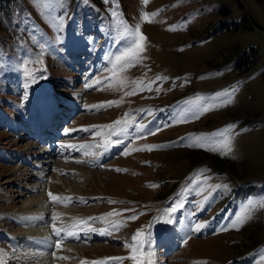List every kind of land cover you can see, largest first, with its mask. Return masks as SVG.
<instances>
[{
	"label": "rangeland",
	"instance_id": "obj_1",
	"mask_svg": "<svg viewBox=\"0 0 264 264\" xmlns=\"http://www.w3.org/2000/svg\"><path fill=\"white\" fill-rule=\"evenodd\" d=\"M23 1L4 18V34L0 31V79H4L2 75L8 77L7 83L0 80V123H8L0 125V249L6 253L7 264H18L13 258L18 254L12 245L14 234L22 237L20 231L26 230L32 238L42 230L52 233L54 224L61 227L88 218L96 219L80 227L92 236L91 240H87L89 235L81 244L63 250L57 257L63 255L67 259H57L59 264H81V261L108 264L105 257H99L115 252L125 253L126 258L109 257L124 258L111 259L110 263L136 264L128 258L134 254L133 250L126 247L135 230L157 237L159 228L169 219L162 215V210L177 205L180 206L170 212L172 222L166 224L160 239L173 237L169 235L172 226L179 249L169 250L167 246L164 249V240L153 237L151 259L162 251L158 256L159 262L164 260L161 264H264V204L259 203L264 201V0H147L146 4L144 0ZM157 11L159 14L150 18L151 22H142V13ZM31 13L43 28L34 23ZM89 14L95 18H89ZM70 19L74 21L68 22ZM120 22L131 28L139 24L140 33L146 37L144 51L140 53L143 59L124 69L116 67L112 59L113 51L114 57L123 50V43H117ZM79 61L87 64L84 70L77 64ZM70 63L80 71L69 68ZM107 77L113 79L108 81ZM49 81H53L59 95L66 96L62 102L77 103L72 118L61 123L64 132L57 139H67L61 143L67 156L58 154L63 161L45 162L49 154L44 159L35 155L36 149L31 145H37L34 141L17 140L23 135L11 134L10 121H14V126L32 125L25 116L36 106L30 101L38 87ZM149 84L150 89L137 90ZM133 90H137L135 94L126 95ZM221 92L231 95L217 98L215 94ZM198 96L204 97L200 103L218 106L202 112L199 118L184 120L181 109L195 107L185 102ZM28 105L33 107L26 110ZM86 105L107 106L83 110ZM139 111L141 117L135 122L131 145L128 147L130 135L112 136L122 141L117 142V155L100 161L108 147L95 156L98 142L105 144L104 136L99 135L106 130L94 127L99 126L97 122L110 126L117 115H124L118 119L121 121L128 114L131 118L127 116V120L133 124L134 114ZM64 114L67 116L66 111ZM139 124L146 125L143 133L136 130ZM132 126L127 129L131 135ZM120 127L113 128L119 131ZM149 131L155 134H148ZM69 133L74 136H66ZM56 141L54 144L58 146L54 149L60 152L61 145ZM197 141L203 146H191ZM69 142L87 149L79 154L80 148L66 153ZM112 145L107 151H113ZM147 145L161 147L137 150ZM90 152L94 155H89ZM17 156L20 162L32 159L31 163L28 161L32 167L39 165V171L33 168L41 183L37 179L30 182L28 176L34 171L28 164L18 165ZM47 163L50 166L45 168ZM52 164L60 168H53ZM197 170L206 171L198 175ZM28 182L37 186L34 192L32 186H26ZM53 183L74 191L69 196L62 191L52 192L49 186ZM41 184L43 188L39 191ZM23 191L27 194H21ZM49 193L70 197L71 202L64 203L73 211H63L61 220L43 217L46 226L39 219L40 214L35 217L21 213L29 209L25 206L30 198L45 200ZM104 193L132 197L134 201L129 202L138 205L128 206V201L118 198L106 199ZM206 196L209 198L205 202ZM250 202L255 203L246 211ZM36 203L30 211L38 208ZM60 203H54L58 210L64 209ZM148 205L151 207L147 209L153 211L143 208ZM126 206L128 209L123 211ZM153 206L160 208L159 212ZM55 211L52 206L50 212ZM106 211L119 212L126 227L109 214L99 213ZM131 216L137 218L128 219ZM238 217L243 218L242 222L237 223ZM16 218L22 222L14 223ZM29 220L40 225L27 224ZM197 224L204 227L194 231ZM114 225L123 226L115 230ZM105 226L110 227L109 232ZM97 228V232L109 233L108 239L93 237ZM74 233L76 238L78 232ZM80 246L85 247L86 253L83 250L80 254L75 249ZM23 256L19 264H32L28 263L27 255ZM144 256L145 253L140 259ZM48 257L50 253L42 262L52 264Z\"/></svg>",
	"mask_w": 264,
	"mask_h": 264
},
{
	"label": "bare ground",
	"instance_id": "obj_2",
	"mask_svg": "<svg viewBox=\"0 0 264 264\" xmlns=\"http://www.w3.org/2000/svg\"><path fill=\"white\" fill-rule=\"evenodd\" d=\"M66 59V58H65ZM75 64V63H74ZM77 64L79 65V64H81L82 66H83V70L85 69L84 67L85 66H87V64L86 63H83L82 61H79V62H77ZM69 66V68H70V66L72 67V68H75L76 70V72L78 73L79 71H80V69H78L79 67L78 66H76V67H73L72 66V64L70 63V64H68ZM44 90H46L47 91V89L45 88ZM45 92V91H44ZM44 92H42L41 93V96H45V94H44ZM33 107V106H32ZM33 109V112H29V115L27 116L26 114H25V116L27 117V118H29V123L30 124H32V125H30V126H23V127H20V128H18V130H16L15 128H14V126L11 128V131H13V133H11V134H13L14 135V132L17 134V135H23V137H21V136H19V138L17 137V140H19V139H26V140H28L29 142L32 140V141H34L37 145H34L33 143H31V145L32 146H34L35 147V149H36V151L37 152H34V154L36 155V154H40L39 155V158H43L44 159V155L46 154H49V156L47 157V159H46V161L45 162H48V161H52L53 162V158H54V156H61V155H58V154H62L63 156L65 155V152L63 151V152H58V151H56V149H54V148H56V146H58V145H55L54 144V142L57 140V139H59L60 137H61V135L59 136V134H61L62 132H61V121L60 120H58L57 122H55V121H50V122H48V125L50 126V127H52V126H55L56 128L54 129V130H51L49 133H47V135H45V137H43V138H40V136L39 135H37V133H36V135H33L32 136V139L30 138V136L28 135V132H26V131H29V130H32V129H36V130H38V134H40V135H42V131L43 130H41L40 128H38L37 129V127H38V124L36 125V122H35V117H36V119H39V117H40V114H39V108H38V106H35V107H33L32 108ZM62 110H65V109H62ZM56 111V110H55ZM49 115H50V113H49ZM56 117H58V115L56 114ZM59 118V117H58ZM70 118H72V115L70 116ZM125 120V118H122V120L121 121H124ZM40 123V122H39ZM7 125V124H6ZM119 126V125H118ZM122 126V125H121ZM117 130V129H116ZM26 133V134H25ZM78 133V132H77ZM76 133V134H77ZM49 135H54L51 139H49ZM29 136V137H28ZM59 136V137H58ZM66 136H70V137H72V136H74V135H72V133H69V134H66ZM114 136V135H113ZM115 137V136H114ZM67 138V137H66ZM109 141V145H110V147H111V145H112V147L114 148L113 149V151H107L108 149H109V146H108V148H107V150L106 151H102L103 152V154H104V156L102 157V158H100V161H101V159L102 160H105V161H107V160H109L111 157H114V156H116L117 155V148H118V141H117V139L115 138H111V139H109L108 140ZM89 142H91V141H89ZM117 143V144H116ZM90 144V143H89ZM101 144L102 143H100V142H98V146L99 147H97L96 148V150L95 151H97V150H99V151H101V149H105V148H102L101 147ZM106 144H108L107 143V141H106ZM60 145H62V144H60ZM69 145H76V147H68V146H66L67 147V149H68V151L66 152V153H71V152H77L78 151V149L80 148L82 151H78V154L79 153H81V152H83V151H85L86 149H87V146H84V145H81V144H69ZM87 145V144H86ZM37 148H39V149H37ZM63 148V147H62ZM35 149H33V150H35ZM33 150L31 151V152H33ZM52 151L51 153L49 152V151ZM30 152V154H32ZM45 152V153H44ZM33 154V156H35ZM89 155H91V156H93L94 155V153H92V152H90V154ZM27 156H30V155H27ZM62 156V157H63ZM21 157V156H20ZM48 158H50L49 160H48ZM61 158V157H60ZM26 160H27V158H25ZM26 160H22V165L23 166H26L27 164H28V161H26ZM34 160H37L36 158H34ZM21 160H20V158H19V162H20ZM51 162V163H52ZM50 163H47V164H45L46 165V167L45 168H48V166H50L49 165ZM33 165H35V166H33L34 168H36L37 170L39 169V165L38 164H33ZM53 165V168H60L59 166H57V165H54V164H52ZM32 166V165H31ZM20 170V169H19ZM30 171V170H29ZM39 171V170H38ZM32 172V171H31ZM48 173V172H47ZM33 175V173L32 174H29V178H30V182H31V180L33 181L34 179H37L38 181H36V182H39V179H40V177L36 174L35 176L33 175V177H31V176ZM16 179V178H15ZM27 180V179H26ZM41 181H45L44 179L43 180H41ZM30 182H28L27 183V185H30ZM41 183V182H40ZM52 183V182H51ZM37 186H32V190H33V192L35 191L34 190V188H36ZM41 187V188H40ZM40 187L38 188L39 189V191L43 188V186H42V184L40 185ZM49 187H51V190H53L52 192H57V191H62V193H67V195L69 196V193H71L70 191H74L73 189L72 190H69V189H67V190H64V189H62V186L61 187H58L56 184H52L51 186H49ZM28 192H30V191H28ZM50 192V191H49ZM21 194H27V192H22ZM37 194V193H36ZM52 194V193H51ZM48 196V195H47ZM18 197H20V195L18 196ZM51 197L50 196H48L45 200H42V199H40V198H37V197H32V198H30L28 201H27V204H26V206L25 207H27V206H29L28 208L29 209H31V207L34 205V203H36V204H38V208L37 209H32L31 211L29 210V209H25L24 211H22L21 213L23 214V213H28L27 215H31V214H34L35 215V217H36V215H39L40 214V217H39V219H41L42 218V224H45V226H46V224H48L47 222H45L44 220H43V217L44 218H48L49 216H50V218H54V219H56V220H61L60 218L61 217H63L62 216V212L64 211V212H67V211H69V212H71V211H73V208H69V206H67V204L68 203H64V202H62V203H60L62 206H64V209L63 208H61V209H57L58 207H56V205H54V203H56V201H53L52 199H50ZM49 201V203L47 204V202ZM52 200V201H51ZM69 205V204H68ZM47 206H48V209H49V212L47 211ZM52 206H53V208H55L56 209V211L54 212V214H52L50 211L52 210ZM36 206H34V208H35ZM33 208V207H32ZM60 214H61V217H60ZM66 215V214H65ZM68 216H70V215H68ZM75 216V215H74ZM35 217H34V219H35ZM74 221V220H73ZM76 222V221H75ZM167 227H169V226H167ZM46 228V227H45ZM57 228H59V227H57ZM87 229V228H86ZM49 231V230H48ZM83 234H85V236H84V238L85 239H87V237L90 235L89 233L88 234H86V233H84V232H82ZM51 234V235H50ZM162 234H164V232L162 233ZM95 235V234H94ZM169 235H170V231H169ZM33 236H39V237H37V238H35V237H33ZM32 236V238L31 237H28L27 239H26V237H24V236H22V237H20L19 235H17V234H14L13 235V241H14V246H15V248H16V250L15 251H17V253L18 254H16V256L14 257L15 259H17L18 261H19V259L21 260L22 258H25V256H23V254H25V255H27L28 256V263H29V261H31L30 263H32V264H45V263H43L42 262V258H46V254H49L50 253V257H48V260H49V262H50V259L52 260V264H59V262L57 261V255L59 254V253H62L63 254V250H67V249H69L71 246H76V244L75 243H77L78 245L79 244H81L83 241L82 240H79V234H78V238L76 237H74L73 235H66L65 233H62L61 234V236L60 237H57L56 235H55V232L53 231L52 233L51 232H48V234H47V232H45V231H40V233H38V234H36V235H33ZM50 236V237H49ZM101 236H105V238H101ZM167 236H168V232H167ZM93 237H95V238H99V239H108L107 237V234H103V232H101L99 235H95V236H93ZM91 238H92V236L90 235V238H88L87 240H91ZM23 239H25V240H23ZM164 242H165V244L166 245H168L169 243H170V246H172L171 245V243H173V244H176V239L174 238V237H165L164 239ZM169 240V241H168ZM21 241H25L24 243H20ZM57 241H60V248H56L55 249V242H57ZM65 241V242H64ZM68 241L69 242H71V243H69V244H67L68 243ZM22 245V246H21ZM174 246H176V245H174ZM174 246H172V247H170L169 249H172V248H174ZM23 247V248H22ZM81 247H83V246H80V247H76L75 249H78V251H79V253L80 252H83V250H85V247H83V248H81ZM21 248V249H20ZM55 249V250H54ZM164 249H166V247H164ZM43 250H45V252L43 251ZM28 251V252H27ZM53 252H57V253H55V254H53ZM20 253V254H19ZM85 253H86V250H85ZM81 254V253H80ZM85 255V254H84ZM48 256V255H47ZM60 256V255H59ZM61 256H63V255H61ZM84 259H87L88 260V258L87 257H85ZM92 260H94V259H92ZM91 260V261H92ZM45 261V260H44ZM18 264H19V262H18ZM48 264V263H47ZM50 264V263H49ZM66 264H69V263H66ZM76 264V263H75ZM81 264H82V261H81ZM102 264H104V262L102 261Z\"/></svg>",
	"mask_w": 264,
	"mask_h": 264
},
{
	"label": "snow or ice",
	"instance_id": "obj_3",
	"mask_svg": "<svg viewBox=\"0 0 264 264\" xmlns=\"http://www.w3.org/2000/svg\"><path fill=\"white\" fill-rule=\"evenodd\" d=\"M105 2H109V0H105ZM144 3H147V0H144ZM159 13L154 12V13H142L141 14V20L142 22H151L150 18H154L155 16H157ZM113 15L116 16L117 13L115 11V9H113ZM61 23H62V18H61ZM172 30H175V28H173ZM146 40V37H144L141 33H140V26L139 24L135 26V28H131L129 27L126 22H120V40L117 41V43H123V50L120 52L119 55H114L113 59L115 61V66L119 67L121 69L133 66L136 63H139L143 57L140 55V53H142L144 51V47H143V42ZM113 79V77H107L106 80L111 81ZM157 79H161L160 77H158ZM163 79H166L163 78ZM101 81H97V83H100ZM144 88L150 89L151 85H145L140 89L137 90H144ZM137 90H133V92L130 93H126V95H132L135 94ZM159 90V89H157ZM231 95V93L228 92H221V93H216L215 96L217 98H221V97H229ZM204 100V97L198 96L197 98H195V100L192 101H186V104H194L195 107L191 108V109H181V113H184L183 119L187 120V119H196L199 118V115L202 112L205 111H209L211 110L212 107L218 106L216 104H203L200 103L201 101ZM226 102V100H221V103ZM114 103V102H111ZM107 105H92V106H85L87 108H89V110H92L93 108L99 109L101 107H105ZM127 116L128 114L125 115V120L124 121H116L114 122V124L116 125H122L119 129V131H116L115 128H112V126H94L96 128L99 129H103V128H109L111 129L108 133L109 136L115 134L117 136L119 135H131V133H129L127 131V129L129 127L132 126V122L127 120ZM180 122V121H178ZM146 127V125L143 124H139L136 125V130L139 133H143V129ZM231 127V126H229ZM87 130V129H85ZM148 134H155L152 131H149ZM118 142H122V141H118ZM191 146H203L201 141H197L196 144H193ZM68 147H76V145H68ZM101 147L107 148L108 144H103L101 145ZM157 147H161L159 145H147L144 146L143 149H137V150H152L154 148ZM127 154V153H125ZM206 171V170H197V174L199 175L201 172ZM199 183V182H198ZM215 187L219 188V187H227L226 185H216ZM200 191H204L203 188L200 189ZM211 195V193H209V196ZM49 196L51 197V199L53 201L56 202H71V198L70 197H56V196H52L51 193H49ZM208 196L204 197V201L206 202L208 200ZM255 202H250L249 205L246 208L250 209L251 207H253V204ZM260 204H264V201L259 202ZM180 205H177V207H172L171 209H164L162 210V215L163 216H169V219L166 221L167 223H171L172 219L170 216V212H175L177 211V208ZM136 216H131L128 219H136ZM92 219H96V218H88V220H79L76 223L73 224H69V225H63L59 228L56 227V225L54 224L53 230L55 232V235L57 237L61 236V233H65L66 235H75L74 232H72V229L77 227V226H83L85 223H88L90 220ZM157 220H159V217L156 218ZM243 218L242 217H238L237 218V223L242 222ZM123 225H114L113 227L115 228V230H118L119 227H121ZM232 226H236L235 224H233ZM202 227H204L203 224H197L195 226V228L193 229L194 231H199ZM92 231H95V229H91ZM151 232L148 233H144L141 230H137V232L132 236L131 238V242L130 243H126V247H130L134 253H145L144 259H140L137 255H132L131 257H128L130 259H133L136 264H154L153 260L151 259V256L153 255L151 253L150 250V245H151ZM144 245H148L149 248L148 249H144L143 246ZM60 241L55 242V247L60 248ZM6 253H4V250L0 249V264H7V261L4 259ZM58 259H67V257H57ZM111 259H115L117 261L122 260L124 258H111ZM82 264H102V262H87V261H82Z\"/></svg>",
	"mask_w": 264,
	"mask_h": 264
},
{
	"label": "trees",
	"instance_id": "obj_4",
	"mask_svg": "<svg viewBox=\"0 0 264 264\" xmlns=\"http://www.w3.org/2000/svg\"><path fill=\"white\" fill-rule=\"evenodd\" d=\"M15 2H16V0H0V21L2 18V14L11 12ZM24 3H25V1H24ZM19 10L23 11L22 7H20ZM34 23L41 26V22H39V21H34Z\"/></svg>",
	"mask_w": 264,
	"mask_h": 264
}]
</instances>
